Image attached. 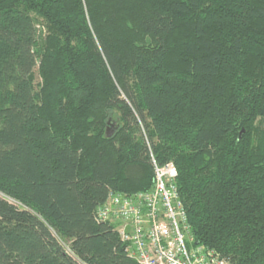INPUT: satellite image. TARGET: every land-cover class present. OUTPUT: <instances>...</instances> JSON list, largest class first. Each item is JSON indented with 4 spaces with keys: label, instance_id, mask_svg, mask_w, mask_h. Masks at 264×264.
Here are the masks:
<instances>
[{
    "label": "trees",
    "instance_id": "obj_1",
    "mask_svg": "<svg viewBox=\"0 0 264 264\" xmlns=\"http://www.w3.org/2000/svg\"><path fill=\"white\" fill-rule=\"evenodd\" d=\"M154 163L264 264V0H0V264H138L95 211Z\"/></svg>",
    "mask_w": 264,
    "mask_h": 264
},
{
    "label": "built area",
    "instance_id": "obj_2",
    "mask_svg": "<svg viewBox=\"0 0 264 264\" xmlns=\"http://www.w3.org/2000/svg\"><path fill=\"white\" fill-rule=\"evenodd\" d=\"M172 163H154L152 187L133 195L110 192L95 211L111 225L128 258L138 264H230L194 241Z\"/></svg>",
    "mask_w": 264,
    "mask_h": 264
},
{
    "label": "rangeland",
    "instance_id": "obj_3",
    "mask_svg": "<svg viewBox=\"0 0 264 264\" xmlns=\"http://www.w3.org/2000/svg\"><path fill=\"white\" fill-rule=\"evenodd\" d=\"M39 81V79L38 78H36V82H38Z\"/></svg>",
    "mask_w": 264,
    "mask_h": 264
}]
</instances>
